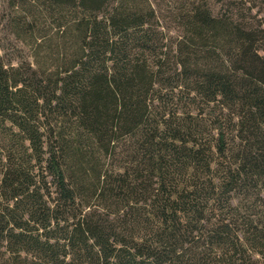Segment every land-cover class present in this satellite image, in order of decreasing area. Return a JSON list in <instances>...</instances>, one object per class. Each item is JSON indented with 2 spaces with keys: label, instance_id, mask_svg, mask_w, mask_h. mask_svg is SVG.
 <instances>
[{
  "label": "trees",
  "instance_id": "obj_1",
  "mask_svg": "<svg viewBox=\"0 0 264 264\" xmlns=\"http://www.w3.org/2000/svg\"><path fill=\"white\" fill-rule=\"evenodd\" d=\"M0 38L4 264H264V29L150 0H18ZM56 32H47L48 25Z\"/></svg>",
  "mask_w": 264,
  "mask_h": 264
},
{
  "label": "rangeland",
  "instance_id": "obj_2",
  "mask_svg": "<svg viewBox=\"0 0 264 264\" xmlns=\"http://www.w3.org/2000/svg\"><path fill=\"white\" fill-rule=\"evenodd\" d=\"M13 1L18 0H0V38L6 42L5 49L13 52L10 58L13 63L20 60H28L35 64L33 55V47L25 40L20 38L15 32L14 26L11 25ZM158 9V27L164 31L168 38L178 41L183 37L181 24L179 23L180 4L185 0H150ZM208 5L215 14L228 15L235 13V17L243 23L253 25L264 29V0H206ZM48 25L47 32L53 34L56 32L54 26ZM0 264H4L1 262Z\"/></svg>",
  "mask_w": 264,
  "mask_h": 264
}]
</instances>
